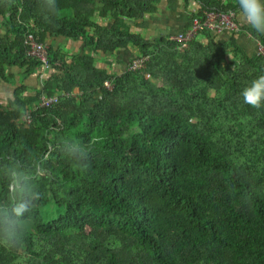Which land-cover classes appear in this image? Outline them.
<instances>
[{
    "label": "trees",
    "instance_id": "16d2710c",
    "mask_svg": "<svg viewBox=\"0 0 264 264\" xmlns=\"http://www.w3.org/2000/svg\"><path fill=\"white\" fill-rule=\"evenodd\" d=\"M162 1L56 0L52 14L43 0H0V80L10 69L38 73L29 34L90 51L68 61L47 47L42 88L28 95L21 85L0 106V213L12 208L13 169L39 194L0 264H264V107L241 97L264 58L208 31L187 48L132 33L126 21ZM197 1L199 17L239 11ZM100 4L109 28L95 19ZM251 35L264 47V35ZM127 47L147 58L142 68L115 76L95 66L92 53ZM42 93L58 103L40 107Z\"/></svg>",
    "mask_w": 264,
    "mask_h": 264
},
{
    "label": "crops",
    "instance_id": "0c3cea01",
    "mask_svg": "<svg viewBox=\"0 0 264 264\" xmlns=\"http://www.w3.org/2000/svg\"><path fill=\"white\" fill-rule=\"evenodd\" d=\"M228 1L236 2V0H227L226 2ZM102 8L100 4L95 19L100 25L109 28L114 23L112 19H100L97 17L98 13L102 11ZM200 10L201 4L197 0H177L175 4L171 1L164 0L160 4H157L154 13L144 16L141 20L126 21V24L132 33L139 34L148 41H156L171 38L187 30L192 24V19L198 16ZM235 13L239 31L233 33L225 30L221 33H209L221 44L228 43L233 39L236 45L247 56H256L258 47L261 44L251 35V27L241 22L238 11ZM2 26L3 20H0V30L3 29ZM199 38L200 40H207L202 35ZM45 44L53 51H60L66 56L68 61L70 57L83 53L88 54L90 52L83 40L50 37ZM92 56L95 59L96 67L105 69L108 73L115 74V76H119V74L123 73L129 67L130 62L139 56V52L136 48L127 47L117 49L110 53H92ZM48 70L49 68L39 69L35 76L27 77L21 69H10L7 80H0V91L7 90L15 95L16 89L21 85H25L27 88L26 94L35 95L42 88L40 77L42 74L45 76ZM77 92L78 90H76Z\"/></svg>",
    "mask_w": 264,
    "mask_h": 264
},
{
    "label": "clouds",
    "instance_id": "9594fccd",
    "mask_svg": "<svg viewBox=\"0 0 264 264\" xmlns=\"http://www.w3.org/2000/svg\"><path fill=\"white\" fill-rule=\"evenodd\" d=\"M238 15L242 23L250 26L256 33L264 35V0H236ZM45 11L55 14L56 0H43ZM243 103L252 108L264 107V74H260L251 80L242 90ZM9 102L14 104V95L10 91H0V106L7 108ZM99 137L91 141L95 144ZM79 151V149H76ZM9 191L14 196L12 208L7 214L0 213V246L15 248L22 241L23 226L18 223L29 213L32 204L39 199V194L30 190L26 178L15 169L11 171Z\"/></svg>",
    "mask_w": 264,
    "mask_h": 264
},
{
    "label": "built area",
    "instance_id": "2783aa9c",
    "mask_svg": "<svg viewBox=\"0 0 264 264\" xmlns=\"http://www.w3.org/2000/svg\"><path fill=\"white\" fill-rule=\"evenodd\" d=\"M222 1L226 2L227 0H222ZM225 30L231 31L233 33L239 31V26L236 22L235 11L230 10L228 12H224L213 9V10L204 11L202 17L199 16L194 17L192 19L191 26L187 30L172 36L170 40L172 42H175L180 48H187L189 43L204 31L221 33ZM26 42L29 46V52H28L29 56L34 57L38 59L39 62H41L40 69L43 70L49 68V65L47 63L48 61L47 45L45 43L37 42L32 34L27 35ZM257 55L262 56L264 58V47L262 45L258 47ZM146 60H147L146 57L135 58L130 62L128 68L130 69L142 68ZM43 77L44 76L42 74V76L40 77L41 87H42ZM146 77H148V74ZM106 85L110 87V84L106 83ZM58 98H59L58 95L47 96L46 94L42 93L40 97L39 106L42 108L51 107L52 105L58 103ZM24 119L27 123L31 122L30 112H28L24 116Z\"/></svg>",
    "mask_w": 264,
    "mask_h": 264
},
{
    "label": "bare ground",
    "instance_id": "6f19581e",
    "mask_svg": "<svg viewBox=\"0 0 264 264\" xmlns=\"http://www.w3.org/2000/svg\"><path fill=\"white\" fill-rule=\"evenodd\" d=\"M48 49V48H47ZM48 51V50H47Z\"/></svg>",
    "mask_w": 264,
    "mask_h": 264
}]
</instances>
